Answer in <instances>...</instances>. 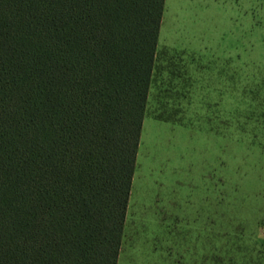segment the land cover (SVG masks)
Returning <instances> with one entry per match:
<instances>
[{
    "label": "trees",
    "instance_id": "1",
    "mask_svg": "<svg viewBox=\"0 0 264 264\" xmlns=\"http://www.w3.org/2000/svg\"><path fill=\"white\" fill-rule=\"evenodd\" d=\"M165 0H0V264H118Z\"/></svg>",
    "mask_w": 264,
    "mask_h": 264
},
{
    "label": "rangeland",
    "instance_id": "2",
    "mask_svg": "<svg viewBox=\"0 0 264 264\" xmlns=\"http://www.w3.org/2000/svg\"><path fill=\"white\" fill-rule=\"evenodd\" d=\"M198 2L167 8L118 264H264V0Z\"/></svg>",
    "mask_w": 264,
    "mask_h": 264
},
{
    "label": "crops",
    "instance_id": "3",
    "mask_svg": "<svg viewBox=\"0 0 264 264\" xmlns=\"http://www.w3.org/2000/svg\"><path fill=\"white\" fill-rule=\"evenodd\" d=\"M170 3L172 4V6L174 8H176V6H178V5L180 6L179 10H176V12H174L176 14L175 19H174V17L171 16L172 21L184 20L183 18L185 16L182 15L183 13L181 15H179V13H178V12H182L183 10H184L183 12L188 13L190 15L189 17H191V13H192L191 12V6H194L196 4L198 6V4H199L198 0H187L186 2H185V0H165L164 11H163V16H162V22H161V27H160L159 37H158V42H159V40L161 41V32H162V29H163V25L165 23V19H166L165 17H166V13H167V8H168V5ZM172 15H174V14H172ZM168 49H175V47H173L172 45H169L166 41L161 46H159L158 43H157L156 54L161 53L162 51L168 50ZM181 53L185 54L184 52H181ZM156 54H155V57H156ZM154 63H155V61H154ZM143 125H144V123H143ZM142 130H143V128H142ZM141 137H142V135H141Z\"/></svg>",
    "mask_w": 264,
    "mask_h": 264
}]
</instances>
